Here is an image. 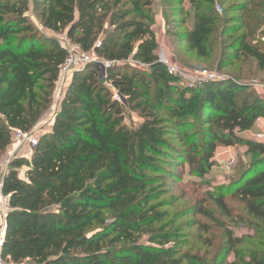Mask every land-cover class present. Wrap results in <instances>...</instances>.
<instances>
[{
  "label": "trees",
  "instance_id": "1",
  "mask_svg": "<svg viewBox=\"0 0 264 264\" xmlns=\"http://www.w3.org/2000/svg\"><path fill=\"white\" fill-rule=\"evenodd\" d=\"M124 1L130 8L119 11H109L105 0L34 4L43 28L65 32L83 51L94 49L113 63L105 80L93 63L76 70L51 132L39 137L30 159L9 164L1 185L11 208L1 247L6 264H202L179 251L175 232L153 201L164 181L177 180V167L188 165L197 177L207 174L218 146L243 145L253 156L235 193L246 213L264 223V143L242 135L264 116V98L238 92L236 78L206 82L190 96L173 91L171 75L155 54L146 14L152 0ZM103 10L110 13H98ZM28 11L29 0H0V158L13 131H30L48 108L66 58V49L39 32ZM215 20L202 16L191 31L176 36L206 56ZM106 23L114 30L103 33ZM232 45L233 57H252L264 73V50L242 39ZM126 104L143 118L136 128L124 122ZM192 119H202L205 128L188 131ZM166 123L180 144L169 139ZM21 166L26 179L19 176ZM216 200L228 212L222 197ZM193 213L212 216L203 207ZM226 239V255L215 264H264V254L237 249L242 238L227 231Z\"/></svg>",
  "mask_w": 264,
  "mask_h": 264
},
{
  "label": "rangeland",
  "instance_id": "2",
  "mask_svg": "<svg viewBox=\"0 0 264 264\" xmlns=\"http://www.w3.org/2000/svg\"><path fill=\"white\" fill-rule=\"evenodd\" d=\"M36 2L41 0H29L27 15L39 32L58 36L40 25L39 11L34 7ZM105 4L109 6V11L130 8V4L125 3L124 0L120 2L105 0ZM98 13L108 15L110 12L103 10ZM146 14L151 20L149 24L156 41L155 54L158 60L172 62L181 71L170 74L173 91L178 90L190 96L201 86L190 88V80L186 74L195 69H206L221 79L240 80L242 87L237 88L238 92L252 90L255 95L264 98V73L258 69L255 59L246 55L233 57L231 51L232 44L238 43L241 39L264 50V0H152ZM131 16L133 15H129ZM202 16H209L212 20L216 17L220 18L210 27L206 56L197 55L196 51L189 47L188 42L181 39L184 38L183 36H176L178 33L191 31ZM179 21L181 26H178ZM113 30L114 26L106 23L102 32ZM127 31H121L120 34ZM127 62L148 69L140 60L129 59ZM54 91L55 87L52 96ZM62 93L63 91L58 93L57 103H60ZM115 97L118 99L117 95ZM149 98H152L151 93ZM119 100L124 104L126 102L124 98ZM52 103L54 99L39 115L31 129L36 136L40 137L41 127L50 125L53 119L54 112L50 111L53 107ZM125 107L124 122L136 128L143 118L138 112L130 110L127 104ZM163 114V111L159 113L160 117L167 121ZM201 120L192 119L193 126H189L187 130L201 132L206 126ZM39 121L41 125L38 124ZM163 128L169 139L180 144L179 139L171 133L168 123ZM252 130L255 129L252 127ZM200 138L198 136L197 141ZM252 157L243 145L218 146L212 158L213 165L204 176L197 177L190 171L189 166L185 165L184 168L175 169L178 177L174 183L168 179L164 181L153 203L159 202L156 209L163 214V222L175 232L176 245L181 253L197 256L202 264H215L226 255V233L230 231L234 237L244 240V243L237 246L238 250L264 254V223L246 213L244 204L235 193L236 182ZM24 172L25 168L20 171V177ZM218 197H222L228 212L219 206L216 200ZM195 207L207 209L212 216L193 213ZM232 258V253L226 256L227 261Z\"/></svg>",
  "mask_w": 264,
  "mask_h": 264
},
{
  "label": "built area",
  "instance_id": "3",
  "mask_svg": "<svg viewBox=\"0 0 264 264\" xmlns=\"http://www.w3.org/2000/svg\"><path fill=\"white\" fill-rule=\"evenodd\" d=\"M56 36L60 45L66 49V58L59 67L58 77L55 86L69 85L74 72L80 68H83L89 63H93L99 71V77L106 79L107 69L111 66L113 61L103 60L96 56L94 49L90 52L83 51L79 45L72 42L65 32L59 33ZM100 42H97L98 47ZM169 74L181 73L180 69L172 62L161 60ZM190 80V88L196 87V85L202 86L206 82L222 80L215 73H212L206 69H195L186 74ZM224 79V78H223ZM253 126H257L258 130L253 132L251 138L256 142L264 143V116L258 117ZM251 129V128H250ZM39 142V136L30 131L14 130L12 133L10 150L7 152L6 159L2 162L0 170L4 174L7 173L8 166L11 161L17 157L26 156L31 157L33 148L37 146ZM28 150V151H27ZM2 185V184H1ZM11 208L9 205V199L7 196L1 194L0 186V264H5V261L1 258V247L6 230L7 216Z\"/></svg>",
  "mask_w": 264,
  "mask_h": 264
},
{
  "label": "crops",
  "instance_id": "4",
  "mask_svg": "<svg viewBox=\"0 0 264 264\" xmlns=\"http://www.w3.org/2000/svg\"><path fill=\"white\" fill-rule=\"evenodd\" d=\"M162 60H164V59H162ZM62 87H63L64 89H63ZM67 88H68V85H65V86L61 85L60 87H59V86H55L54 96H52V102H53V99H54V103H52V104H53V107H52V109L50 110L51 113L54 112L53 119H52L50 125L45 126V127H44V126L41 127L40 134H45V133H49V132H51V130H52V124H53L54 118H55L56 114H57V113L60 111V109H61V101H62V99H63V97H64V95H65V93H66ZM61 91H63L62 96H61V98H60L61 100H60V103H59V102L57 103V102H56V100H57L56 98L58 97V93L61 92ZM59 97H60V96H59ZM38 124L41 125L40 121H39ZM252 127H253L255 130H252ZM252 127H251V129L246 130L245 132H243L242 135H243L244 137H246V138L252 139V138H251L252 133H253V132H256V131L258 130L257 126H252ZM9 150H10V145L6 148L5 152L1 155V158H0V169H1V167H2V162L6 159V155H7L6 152H8ZM17 158H24V159H27V160L30 159V158H27L26 156H21V157H17ZM24 168H25V172L22 174V178H23V179H26V177H25V176H26V171H27L26 166H21V167L18 168L17 170H18V173H19V176H20V171H21L22 169H24ZM4 176H5V174L3 173L2 170H0V186H1V184H2V181H3Z\"/></svg>",
  "mask_w": 264,
  "mask_h": 264
},
{
  "label": "water",
  "instance_id": "5",
  "mask_svg": "<svg viewBox=\"0 0 264 264\" xmlns=\"http://www.w3.org/2000/svg\"><path fill=\"white\" fill-rule=\"evenodd\" d=\"M160 62V61H159ZM125 102V101H124Z\"/></svg>",
  "mask_w": 264,
  "mask_h": 264
}]
</instances>
